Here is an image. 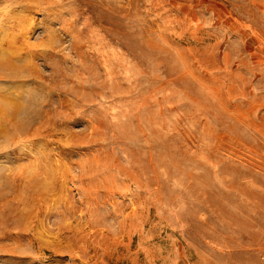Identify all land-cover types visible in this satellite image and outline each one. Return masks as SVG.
Returning a JSON list of instances; mask_svg holds the SVG:
<instances>
[{"label": "rangeland", "instance_id": "1", "mask_svg": "<svg viewBox=\"0 0 264 264\" xmlns=\"http://www.w3.org/2000/svg\"><path fill=\"white\" fill-rule=\"evenodd\" d=\"M0 264H264V0H0Z\"/></svg>", "mask_w": 264, "mask_h": 264}]
</instances>
